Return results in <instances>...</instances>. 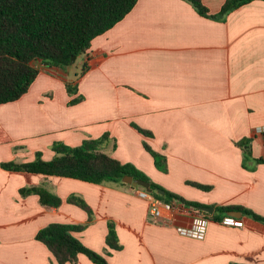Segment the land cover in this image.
I'll list each match as a JSON object with an SVG mask.
<instances>
[{"label": "crops", "instance_id": "crops-1", "mask_svg": "<svg viewBox=\"0 0 264 264\" xmlns=\"http://www.w3.org/2000/svg\"><path fill=\"white\" fill-rule=\"evenodd\" d=\"M202 1L215 14L226 0ZM80 57L88 66L84 74L38 63L28 92L0 104V264H59L36 238L50 223L87 224L75 236L110 264H264V223L243 212L227 223L223 218L230 215L215 209L240 206L264 217V162L257 161L264 159V0L224 20L201 15L188 0H137ZM77 77L78 93L70 96L66 81ZM77 95L84 99L69 104ZM106 133L105 152L170 192L213 206L222 220L208 217L203 238L186 236L151 219L143 188L2 167L32 161L37 152L51 160L55 142L78 146ZM244 140L252 153L246 160L238 145ZM145 142L167 156V172L156 167ZM39 185L57 194L61 205L20 193ZM71 196L89 204L92 221L68 201ZM174 221L192 223L187 216ZM109 222L119 250L107 244ZM66 264L96 263L80 253Z\"/></svg>", "mask_w": 264, "mask_h": 264}, {"label": "trees", "instance_id": "trees-1", "mask_svg": "<svg viewBox=\"0 0 264 264\" xmlns=\"http://www.w3.org/2000/svg\"><path fill=\"white\" fill-rule=\"evenodd\" d=\"M188 1L201 15L224 20L230 11L253 0H226L220 11L215 14L210 13L202 0ZM136 3L137 0H0V104L16 101L28 92L40 73L38 63L64 69L71 66L73 56L77 59L85 54L93 39L121 21ZM87 68L85 63L80 75L84 74ZM66 88L70 96L76 95L78 77L67 80ZM83 99L84 96L77 95L69 104H77ZM132 125L142 134L153 136L151 131L135 123ZM109 139V134L106 133L97 139H85L78 146L55 142L52 146L55 156L51 160L44 159L42 153L37 152L32 161L3 162L2 167L12 171L65 176L93 183H117L124 186H131L122 180L125 175H131L150 182L154 190L152 193L158 198L167 201L179 199L187 207L203 206L170 192L135 165L123 163L105 152L104 145ZM247 144L246 140L238 143L243 148L245 160L252 154ZM144 146L152 154L156 167L162 172H167V156L154 150L146 142ZM257 161L264 162V159L258 158ZM244 164L246 165V161ZM190 183L203 189L210 188L207 185ZM157 189L164 190L165 194L158 193ZM20 193L23 196L37 194L44 205L58 207L62 203L57 194L42 185L23 187ZM68 201L87 211L89 221H92L93 210L83 198L71 196ZM215 209L224 216L230 211H241L264 223L263 216L240 206H216ZM202 213L219 220L223 218L215 213ZM86 226L87 224L50 223L37 232L36 238L49 248L59 264L76 262L80 253L87 255L96 264H110L104 255L86 246L75 236L74 232L81 231ZM108 228L107 244L112 249L119 250L121 245L114 222H109Z\"/></svg>", "mask_w": 264, "mask_h": 264}, {"label": "built area", "instance_id": "built-area-1", "mask_svg": "<svg viewBox=\"0 0 264 264\" xmlns=\"http://www.w3.org/2000/svg\"><path fill=\"white\" fill-rule=\"evenodd\" d=\"M264 131V130H262ZM140 195L143 198H148L150 202V216L154 221H162L168 225H174L179 233L186 236L195 238H203L205 236L209 219L202 214H196L197 212L193 207H187L179 199H173L170 201L158 198L153 193H149L144 189L141 190ZM193 210V211H191ZM176 216H187L192 222L190 225H179L174 219ZM224 222L234 223L235 217L226 216Z\"/></svg>", "mask_w": 264, "mask_h": 264}, {"label": "water", "instance_id": "water-1", "mask_svg": "<svg viewBox=\"0 0 264 264\" xmlns=\"http://www.w3.org/2000/svg\"><path fill=\"white\" fill-rule=\"evenodd\" d=\"M76 60V56H73L72 57V60H71V64H73ZM123 182L127 183V184H130L134 187H140V188H143L145 189V191L149 192V193H152L154 192L153 188L151 187V184L150 182L146 181V180H143V179H140V178H134L133 176L131 175H125L123 177ZM158 193L160 194H165V191L164 190H156ZM201 211H205L207 213H210L212 214L214 212V207L213 206H200L198 207ZM228 214L232 217H242V212L241 211H230L228 212Z\"/></svg>", "mask_w": 264, "mask_h": 264}, {"label": "rangeland", "instance_id": "rangeland-1", "mask_svg": "<svg viewBox=\"0 0 264 264\" xmlns=\"http://www.w3.org/2000/svg\"><path fill=\"white\" fill-rule=\"evenodd\" d=\"M83 69V66H82V58L79 56L77 58V60L71 65V70H72V74L75 75L76 72H79L80 70ZM81 71L79 72V75H80ZM76 77V76H75Z\"/></svg>", "mask_w": 264, "mask_h": 264}]
</instances>
